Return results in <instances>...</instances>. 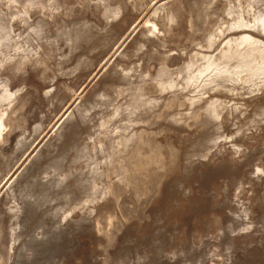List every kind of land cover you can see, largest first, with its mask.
<instances>
[{"label":"rangeland","instance_id":"1","mask_svg":"<svg viewBox=\"0 0 264 264\" xmlns=\"http://www.w3.org/2000/svg\"><path fill=\"white\" fill-rule=\"evenodd\" d=\"M19 1L0 0V264H264V84L181 73L264 43V0ZM84 27L111 45L71 49Z\"/></svg>","mask_w":264,"mask_h":264},{"label":"bare ground","instance_id":"2","mask_svg":"<svg viewBox=\"0 0 264 264\" xmlns=\"http://www.w3.org/2000/svg\"><path fill=\"white\" fill-rule=\"evenodd\" d=\"M11 2L12 3L13 2L14 3H18L20 1L19 0H11ZM29 4H30V2H29ZM119 13L120 12L114 11L111 7L110 8L109 7H105V15H106V18H108V19H109V17H112V19L118 17ZM258 19H259V17H258ZM259 22L262 24V28H264V16L259 19ZM107 25H109V24H107ZM1 27L2 26L0 24V28ZM6 28H8V27H6ZM37 30H39V33L41 35L43 30H41V29H37ZM94 30H93V28H88V27L85 28L84 27V28H79L78 30H76L75 34H73V35L71 34L72 38L69 41L70 43H72L71 46H73V48L70 46L71 49H75V50L81 49L83 51L85 50V51L91 53V52H94L95 50H97L99 48H108L111 45V43H112V39L109 38L110 37V33L108 31H107L108 32L107 34H106V32H100V31L94 32ZM5 31L8 32L9 30H5ZM103 31H105V30H103ZM262 32L263 31H261V33ZM34 33L37 35L38 40H40L39 37H41V36L40 35L38 36V34H37L38 32L34 31ZM262 34H264V33H262ZM6 36H9V35H5V37ZM29 36H31V35H29ZM28 43L29 42H27V45H28ZM215 43L216 42L213 41V40L210 41L209 42L210 48H212V46ZM140 48H141V46L139 47V49ZM199 57L200 58L197 59L196 62H191L190 64L187 65V67L185 69H183L181 71V73H185L184 77L186 76V79H184V80H186L185 86H184L185 88H189V86L200 87L197 84H201L202 89H204V87L205 88L209 87V86L212 87L211 85H216L217 88L218 87L219 88L220 87H224L225 86V82H227V83L239 82L240 81V76L242 74H244V73H246L248 75L247 76L245 74V76H247V79L244 81L245 83H256L258 81V82L264 84V43L258 41L257 39H255L253 37H250V35L237 38L236 40L229 41L227 43V49L223 53L222 59L219 60V61L214 59V57H212V56H207V55H203V54H200ZM80 58H81V56H80ZM88 61L89 60H87L86 62L88 63ZM84 62H85V60H84ZM85 68H87V67H85ZM165 74L166 73H163L162 76L164 77ZM160 83L162 85V86L160 85L161 88L165 87L166 85H169V83H167V82L165 83L164 81L160 82ZM202 83H204V84H202ZM169 86L172 87L171 82H170ZM250 86H249V88H250ZM253 86H254V84H253ZM215 88H213V90ZM243 88H244V85H243ZM202 89L200 90L201 92L203 91ZM209 90H210V88H209ZM247 90H249V89H247ZM139 98H141V97H139ZM133 99H134V97H133ZM193 102H195V100ZM136 103H138V101ZM140 103H141V105H143V102H140ZM150 103H148V104H150ZM194 104H197V103H193L192 105L194 106ZM132 106H134V105H132ZM132 108H134V107H132ZM129 109H130V107H129ZM130 111H132V110L130 109ZM254 113H255L254 116H256L259 120H262V121L264 120V107L258 106V110H256ZM214 116H215V114H214ZM3 126H4L3 124H0V137L2 135Z\"/></svg>","mask_w":264,"mask_h":264}]
</instances>
